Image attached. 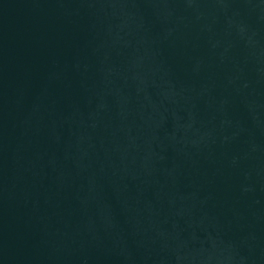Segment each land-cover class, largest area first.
<instances>
[{"label": "water", "instance_id": "1", "mask_svg": "<svg viewBox=\"0 0 264 264\" xmlns=\"http://www.w3.org/2000/svg\"><path fill=\"white\" fill-rule=\"evenodd\" d=\"M0 264H264V0H0Z\"/></svg>", "mask_w": 264, "mask_h": 264}]
</instances>
